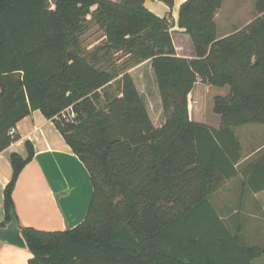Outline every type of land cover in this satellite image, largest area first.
Wrapping results in <instances>:
<instances>
[{
  "label": "trees",
  "instance_id": "1",
  "mask_svg": "<svg viewBox=\"0 0 264 264\" xmlns=\"http://www.w3.org/2000/svg\"><path fill=\"white\" fill-rule=\"evenodd\" d=\"M146 0H0V152L8 131L34 110L53 119L87 167L93 185L85 219L73 228L23 227L13 192L34 156L10 154L6 226L15 217L33 257L28 264H255L264 246L244 242L211 195L238 171L235 128L264 124V0L257 17L218 38L223 0H186L178 25L196 56L176 53L170 15ZM169 7L174 0H161ZM88 16L105 41L86 52ZM117 53L126 56L121 65ZM149 61L164 118L155 124L131 69ZM224 87L214 98L219 128L192 120L198 82ZM70 105L76 118L63 117Z\"/></svg>",
  "mask_w": 264,
  "mask_h": 264
},
{
  "label": "crops",
  "instance_id": "2",
  "mask_svg": "<svg viewBox=\"0 0 264 264\" xmlns=\"http://www.w3.org/2000/svg\"><path fill=\"white\" fill-rule=\"evenodd\" d=\"M185 1L174 0L172 8L161 0H146L145 5L158 16L170 15L174 23L171 33L177 55L192 59L196 56L192 39L178 25L180 6ZM221 9L216 14V23L222 16ZM256 17L257 15L240 28L227 29L222 34L217 25L218 38L244 28ZM211 86L201 81L195 84L189 94V114L192 120L207 125H212L216 120L219 124L214 127L219 128L221 116L218 114L220 119H215L205 109ZM222 89L225 90L224 93L218 95H227L230 87L224 86ZM155 124L160 125V121ZM245 126L250 127L241 134L235 130L241 144V159L236 164L238 173L218 190L222 192L230 184L233 185L235 180L236 185L232 188H238L240 196L227 199L225 193L212 203L220 217L232 229L237 230L241 221L244 222L243 239L248 244L247 242L253 243L249 235L259 232L264 236V124H247L237 128ZM11 128L16 129V134L9 135L12 138L11 144L0 152V223L5 220L4 189L13 175L10 154L17 152L27 157L29 153L26 143L29 141L34 147V156L20 172L13 192L20 225L55 231L80 224L86 217L93 195L90 173L53 119L47 118L37 109ZM250 220L256 222L249 225ZM32 257L28 248L0 241V264H28Z\"/></svg>",
  "mask_w": 264,
  "mask_h": 264
},
{
  "label": "rangeland",
  "instance_id": "3",
  "mask_svg": "<svg viewBox=\"0 0 264 264\" xmlns=\"http://www.w3.org/2000/svg\"><path fill=\"white\" fill-rule=\"evenodd\" d=\"M222 16L217 19V25L219 28V32L222 34L227 29H235L240 28L241 26L245 25L247 22L252 20L257 15L256 10V0H223V6L221 9ZM88 23L89 28L85 31V33L81 36V42L86 50V52H92L94 49L101 45L105 41L104 31L96 24L90 16H88ZM126 56H123V53H117L115 55L116 62L121 65L124 61ZM131 74L138 86V89L143 94V97L151 111L152 117L154 118L155 122L161 121L164 118V113L161 107V102H159V91L158 85L155 80V75L153 69L151 68L150 62L146 61L140 65L133 67L131 70ZM224 89L218 86H211L210 94L207 98V106H205L206 112L210 113L213 118L220 119V116L216 114L213 110L214 107V96L218 94H223ZM209 93V92H208ZM215 124V125H214ZM216 120L213 121L210 127L215 128ZM250 126H245L244 128H235L237 133L241 134V132L248 129ZM247 132V131H246ZM231 186L225 188L222 192H215L211 195L210 200L215 203L218 197L223 196L225 193V198L232 199L233 197L237 198L240 196L238 193V188H232L236 185L235 180L234 184H230ZM231 219V218H230ZM229 222V221H228ZM256 221L250 220L249 225H253ZM232 224V221L230 222ZM231 226V225H230ZM234 230V229H233ZM251 245H260L264 246V236L256 232V235L250 236ZM255 264H264V256L255 261Z\"/></svg>",
  "mask_w": 264,
  "mask_h": 264
},
{
  "label": "water",
  "instance_id": "4",
  "mask_svg": "<svg viewBox=\"0 0 264 264\" xmlns=\"http://www.w3.org/2000/svg\"><path fill=\"white\" fill-rule=\"evenodd\" d=\"M0 241L19 248H28L25 238L22 235L21 228L15 217L12 218L6 226L0 227Z\"/></svg>",
  "mask_w": 264,
  "mask_h": 264
},
{
  "label": "built area",
  "instance_id": "5",
  "mask_svg": "<svg viewBox=\"0 0 264 264\" xmlns=\"http://www.w3.org/2000/svg\"><path fill=\"white\" fill-rule=\"evenodd\" d=\"M62 114H63V117H65L66 119H68L70 121L75 120V118L77 116L72 105H70L64 111H62ZM15 134H16V129L15 128H11L9 130V135L15 136Z\"/></svg>",
  "mask_w": 264,
  "mask_h": 264
}]
</instances>
